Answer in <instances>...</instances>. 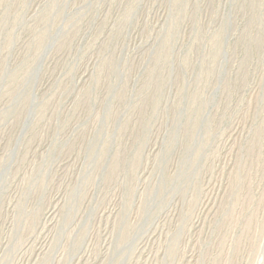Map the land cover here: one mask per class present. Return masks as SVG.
Listing matches in <instances>:
<instances>
[{"label": "rangeland", "instance_id": "rangeland-1", "mask_svg": "<svg viewBox=\"0 0 264 264\" xmlns=\"http://www.w3.org/2000/svg\"><path fill=\"white\" fill-rule=\"evenodd\" d=\"M0 264H264V0H0Z\"/></svg>", "mask_w": 264, "mask_h": 264}]
</instances>
